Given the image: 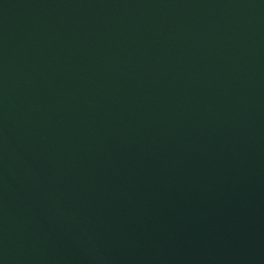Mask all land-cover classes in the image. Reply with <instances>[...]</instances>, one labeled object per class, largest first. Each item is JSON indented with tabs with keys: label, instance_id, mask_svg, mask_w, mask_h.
<instances>
[{
	"label": "water",
	"instance_id": "obj_1",
	"mask_svg": "<svg viewBox=\"0 0 264 264\" xmlns=\"http://www.w3.org/2000/svg\"><path fill=\"white\" fill-rule=\"evenodd\" d=\"M0 264H264V0H0Z\"/></svg>",
	"mask_w": 264,
	"mask_h": 264
}]
</instances>
